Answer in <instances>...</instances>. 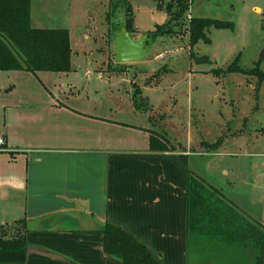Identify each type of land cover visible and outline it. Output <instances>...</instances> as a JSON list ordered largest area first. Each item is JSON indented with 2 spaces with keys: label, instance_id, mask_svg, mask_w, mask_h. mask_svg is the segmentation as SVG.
<instances>
[{
  "label": "rangeland",
  "instance_id": "rangeland-1",
  "mask_svg": "<svg viewBox=\"0 0 264 264\" xmlns=\"http://www.w3.org/2000/svg\"><path fill=\"white\" fill-rule=\"evenodd\" d=\"M168 1L157 7L156 0H32V24L66 27L71 42V69L38 70V77L68 83V93L102 112L155 127L175 148L195 150L188 156L194 173L264 224V77L212 72L226 69L236 55L241 67L258 62L264 70V0H188L184 14L233 22L232 27L209 26L210 40L193 44L184 17L170 19ZM126 2L132 7L130 36L139 38L161 22L169 28L154 38L145 35L146 53L130 63L116 59L113 44ZM109 13L119 22L114 33L108 32ZM25 74L21 77L33 76ZM12 79L0 68L2 86ZM220 252L218 261L199 264H242L229 260L227 250Z\"/></svg>",
  "mask_w": 264,
  "mask_h": 264
},
{
  "label": "crops",
  "instance_id": "crops-1",
  "mask_svg": "<svg viewBox=\"0 0 264 264\" xmlns=\"http://www.w3.org/2000/svg\"><path fill=\"white\" fill-rule=\"evenodd\" d=\"M9 71L12 81L0 84V224L20 230L27 249L23 261L0 264H122L105 250L106 222L161 264L222 257L186 233V167L193 171L195 150L151 149L155 127L102 112L41 71Z\"/></svg>",
  "mask_w": 264,
  "mask_h": 264
},
{
  "label": "trees",
  "instance_id": "trees-1",
  "mask_svg": "<svg viewBox=\"0 0 264 264\" xmlns=\"http://www.w3.org/2000/svg\"><path fill=\"white\" fill-rule=\"evenodd\" d=\"M32 0H0V68L68 71L71 69V42L66 27L33 26L30 22ZM163 0H156L157 7H162ZM175 8L171 10L173 4ZM188 0H169L166 5L171 12L170 19L181 20L188 8ZM125 17L122 25L130 32L133 16L132 7L126 2ZM109 31L114 33L118 23L107 14ZM182 22L184 20H181ZM264 24V22H263ZM168 24H156V29L146 32L147 38L156 37L158 32L168 30ZM232 27L231 20L209 16H192L186 25L189 43L199 38L209 41L206 28ZM198 60L207 56H198ZM219 71H241L255 73L258 78L264 77V70L258 62L251 68L239 64V56L226 69L213 68ZM149 147L151 149H174L166 136L150 130ZM186 165L185 154H178ZM186 233L191 237H201L208 244L228 251V259L233 263L264 264V224L243 211L225 195L220 188L198 177L186 167ZM24 219L15 222L23 226ZM104 247L109 254L119 257L122 264H161L148 247L121 226L106 222L102 228ZM215 246V247H214ZM27 241L24 234L8 232V226L0 224V262L23 261L26 257ZM234 253V254H233ZM239 253V254H237ZM241 253H243L241 257Z\"/></svg>",
  "mask_w": 264,
  "mask_h": 264
},
{
  "label": "water",
  "instance_id": "water-1",
  "mask_svg": "<svg viewBox=\"0 0 264 264\" xmlns=\"http://www.w3.org/2000/svg\"><path fill=\"white\" fill-rule=\"evenodd\" d=\"M145 35L146 34L139 38H134L129 35L124 26L121 30H117L114 38L116 59L124 62L141 58L148 48Z\"/></svg>",
  "mask_w": 264,
  "mask_h": 264
},
{
  "label": "built area",
  "instance_id": "built-area-1",
  "mask_svg": "<svg viewBox=\"0 0 264 264\" xmlns=\"http://www.w3.org/2000/svg\"><path fill=\"white\" fill-rule=\"evenodd\" d=\"M189 8H190V6H189ZM188 9V8H187ZM190 10V9H189ZM183 20H184V22L186 23V25H187V23L189 22V20L191 19V17H192V15H191V13H190V11H188V12H186L184 15H183ZM185 29L187 30V28H186V26H185ZM157 56L158 57H162V54L161 53H158L157 54ZM3 141V139L0 137V142H2Z\"/></svg>",
  "mask_w": 264,
  "mask_h": 264
}]
</instances>
